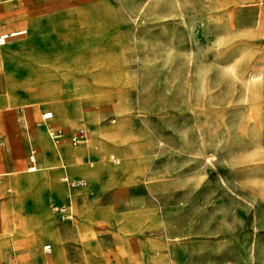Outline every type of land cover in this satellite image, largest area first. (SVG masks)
Returning a JSON list of instances; mask_svg holds the SVG:
<instances>
[{"label": "crops", "instance_id": "crops-1", "mask_svg": "<svg viewBox=\"0 0 264 264\" xmlns=\"http://www.w3.org/2000/svg\"><path fill=\"white\" fill-rule=\"evenodd\" d=\"M168 1L174 10L176 0ZM125 8L123 0H0V34L24 31L0 45V207L15 223L0 235V264H140L148 243L163 247L162 236L148 240L146 232L150 224L161 231L163 200L177 188L172 179L149 180L145 145L127 142L130 90L139 86L130 74L162 52L148 61L132 48L131 20L119 15ZM45 111L52 117L42 119ZM80 128L87 138L73 145ZM26 163L37 169L19 168ZM22 198L25 214L48 219L36 229L43 258L23 231L15 208Z\"/></svg>", "mask_w": 264, "mask_h": 264}, {"label": "rangeland", "instance_id": "rangeland-1", "mask_svg": "<svg viewBox=\"0 0 264 264\" xmlns=\"http://www.w3.org/2000/svg\"><path fill=\"white\" fill-rule=\"evenodd\" d=\"M123 1L132 48L148 61L162 52L130 74L139 86L130 90L127 142L145 145L149 180L172 179L177 188L163 200L161 231L150 224L146 232L148 240L162 236L163 247L148 243L140 264H264V0H176L174 10L168 0ZM26 201L15 208L29 248L43 258L36 229L48 219L25 214ZM14 224L11 209L0 207V235Z\"/></svg>", "mask_w": 264, "mask_h": 264}, {"label": "built area", "instance_id": "built-area-1", "mask_svg": "<svg viewBox=\"0 0 264 264\" xmlns=\"http://www.w3.org/2000/svg\"><path fill=\"white\" fill-rule=\"evenodd\" d=\"M24 32L23 30L22 31H12V32H7V33H1L0 34V45H3L5 44V42L8 40V38L12 37V36H15L19 33H22ZM42 119L44 120H47L49 118L52 117V112L51 111H45L42 113ZM51 133L54 135V136H59V132H55V131H51ZM87 138V133H86V130L83 129V128H80L78 130H76L71 136H70V142L73 144V145H76V144H79L81 142H83L84 140H86ZM78 182H73V181H70L69 184L70 185H75L77 184ZM80 183V182H79ZM59 210L63 211L64 208H59ZM50 244H45L43 246V249L44 251L46 252H49L50 251Z\"/></svg>", "mask_w": 264, "mask_h": 264}, {"label": "bare ground", "instance_id": "bare-ground-1", "mask_svg": "<svg viewBox=\"0 0 264 264\" xmlns=\"http://www.w3.org/2000/svg\"><path fill=\"white\" fill-rule=\"evenodd\" d=\"M18 31V30H17ZM63 111V110H62ZM57 115H58V111H57ZM79 152V151H78ZM87 152V151H86ZM76 161V160H75ZM32 170H36V167L34 166V165H31V166H28L27 167V171H32ZM65 180H67L66 178H65ZM51 251V250H50Z\"/></svg>", "mask_w": 264, "mask_h": 264}]
</instances>
